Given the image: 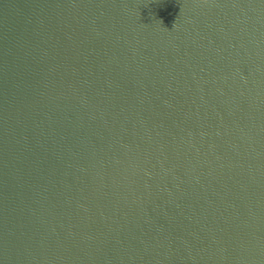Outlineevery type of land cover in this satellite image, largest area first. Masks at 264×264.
Wrapping results in <instances>:
<instances>
[{
    "label": "water",
    "instance_id": "water-1",
    "mask_svg": "<svg viewBox=\"0 0 264 264\" xmlns=\"http://www.w3.org/2000/svg\"><path fill=\"white\" fill-rule=\"evenodd\" d=\"M0 264H264V0H0Z\"/></svg>",
    "mask_w": 264,
    "mask_h": 264
}]
</instances>
